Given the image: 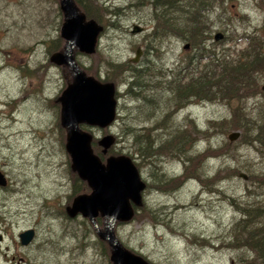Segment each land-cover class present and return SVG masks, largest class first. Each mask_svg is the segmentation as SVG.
<instances>
[{
    "label": "rangeland",
    "instance_id": "1",
    "mask_svg": "<svg viewBox=\"0 0 264 264\" xmlns=\"http://www.w3.org/2000/svg\"><path fill=\"white\" fill-rule=\"evenodd\" d=\"M80 1L74 0L102 31L95 53L76 50L74 60L87 75L114 83L117 101L113 124L81 128L92 135L102 162L111 155L129 157L145 183L134 218L115 225L118 241L150 264L250 259L232 242L239 214L231 200L264 207V182L257 180L264 151L243 144L237 114L263 112L264 74L252 91L229 95L238 105L220 94L184 97L187 81L177 67L188 63L193 47L155 30L153 0ZM263 15L264 0H224L209 18L208 49L238 53L248 38L264 42ZM63 21L59 0H0V173L7 182L0 186V264H112L108 245L87 219L65 213L76 195L91 190L70 170L56 103L72 83L71 70L49 60L63 53ZM134 25L143 32L132 34ZM216 33L223 35L218 42ZM137 49L141 54L133 62ZM133 70L140 85L130 91ZM182 131L188 140L177 148ZM232 132L240 135L230 142ZM105 135L114 136L115 144L103 155L96 141ZM146 144L150 151L144 154ZM97 222L102 228L106 220ZM26 230L34 237L23 246L18 236Z\"/></svg>",
    "mask_w": 264,
    "mask_h": 264
},
{
    "label": "water",
    "instance_id": "2",
    "mask_svg": "<svg viewBox=\"0 0 264 264\" xmlns=\"http://www.w3.org/2000/svg\"><path fill=\"white\" fill-rule=\"evenodd\" d=\"M59 6L64 20L60 37L65 41V46L63 53L51 55L50 62L57 66H67L72 72V83L57 99L60 104V126L65 131L64 147L70 160L71 172L91 190L89 194L74 197L71 205L65 207V212L69 218L80 215L89 221L98 238L108 245L112 264H150L125 249L115 236L116 223L130 222L135 208L142 206L141 194L145 183L129 157L108 156L102 162L93 151L92 135L81 128V125H86L105 129L116 117L115 85L101 83L86 75L73 57L76 50L87 55L95 53L102 27L93 20L86 21L74 0H59ZM262 24L264 26V17ZM140 32V26H133L132 34ZM222 38L221 33L213 36L214 41ZM187 48L188 45H185L184 49ZM139 55L138 49L132 61L137 62ZM237 138L238 132L228 135L230 142ZM114 142V136L105 135L97 141V146L102 148L101 152L105 155ZM240 177L246 179L244 174H240ZM5 184L6 180L0 173V186L4 187ZM97 217L106 220L102 228L96 222ZM19 238L22 245H27L33 238V231H24Z\"/></svg>",
    "mask_w": 264,
    "mask_h": 264
},
{
    "label": "trees",
    "instance_id": "3",
    "mask_svg": "<svg viewBox=\"0 0 264 264\" xmlns=\"http://www.w3.org/2000/svg\"><path fill=\"white\" fill-rule=\"evenodd\" d=\"M84 1L86 3V0ZM223 3L224 0H153L150 3L153 20L158 23L155 30L159 27L168 34L184 39L193 47L192 56H187L188 63L183 68H179V64L177 67L185 74L183 77L187 81L186 93L181 92L184 97L197 98L216 94L228 96L227 99L232 94L239 97L244 92L252 91L261 74H264V42L248 38V46L238 53L237 51L225 53L211 47L208 49L206 40L210 35L209 18ZM76 7L81 13L83 10L87 12L86 7H81L83 10L78 5ZM194 62L196 65L190 67ZM133 74L134 77L128 83L130 91L136 90L135 88L140 85L139 71L133 70ZM244 87L246 88L243 89ZM229 100L237 105L239 103L235 97ZM246 113L237 114L242 142L245 145L258 146L264 151V110L258 117L248 116ZM233 115L235 116L234 113ZM186 139L188 140L182 131L174 144L181 148ZM146 151H150L149 144L143 147L144 154ZM257 180L264 182V172L257 176ZM231 204L235 205L239 214L238 220L232 225L234 248L245 250L251 256L250 259H238V263L264 264V207L248 204L238 206L232 200Z\"/></svg>",
    "mask_w": 264,
    "mask_h": 264
},
{
    "label": "flooded vegetation",
    "instance_id": "4",
    "mask_svg": "<svg viewBox=\"0 0 264 264\" xmlns=\"http://www.w3.org/2000/svg\"><path fill=\"white\" fill-rule=\"evenodd\" d=\"M56 103H57V99H56ZM59 114H60V111H59ZM75 175H76V174H75ZM76 176H77V175H76ZM77 178H78V177H77ZM78 179H79V178H78ZM79 180H80V179H79ZM80 181H81V180H80ZM81 182H82V181H81ZM6 183H7V182H6ZM83 183H85V182H83ZM85 184H86V183H85ZM5 186H6V184H5ZM86 186H87V185H86ZM97 218H98V217H97ZM97 218H96V220H97ZM26 231H27V230H26ZM33 233H34V232H33ZM20 234H21V233H20ZM20 234H19V235H20ZM18 237H19V236H18ZM33 237H34V234H33ZM1 240H2V239H1V237H0V242H1ZM19 240H20V238H19ZM31 241H32V240H31ZM31 241H30L29 243H31ZM20 243H21V240H20ZM29 243H28V244H29ZM28 244H27V245H28ZM21 245H22V244H21ZM23 246H26V245H23Z\"/></svg>",
    "mask_w": 264,
    "mask_h": 264
},
{
    "label": "bare ground",
    "instance_id": "5",
    "mask_svg": "<svg viewBox=\"0 0 264 264\" xmlns=\"http://www.w3.org/2000/svg\"><path fill=\"white\" fill-rule=\"evenodd\" d=\"M88 21V20H87ZM134 26H137V25H134ZM264 86V85H263ZM15 122V121H14ZM7 141H8V139H7ZM141 158V157H140ZM143 182V181H142ZM144 183V182H143ZM34 234V233H33ZM117 238V237H116ZM33 239V238H32Z\"/></svg>",
    "mask_w": 264,
    "mask_h": 264
}]
</instances>
